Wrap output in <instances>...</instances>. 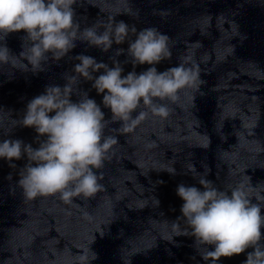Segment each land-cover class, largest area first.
Here are the masks:
<instances>
[{
  "label": "clouds",
  "instance_id": "obj_1",
  "mask_svg": "<svg viewBox=\"0 0 264 264\" xmlns=\"http://www.w3.org/2000/svg\"><path fill=\"white\" fill-rule=\"evenodd\" d=\"M77 0H0V41L10 33L23 31L26 35L23 51L19 56L11 53L6 44L0 43V66L10 65L13 69L29 70L36 73L43 71V65L51 58L59 61L76 47V42H86L90 47L99 48L107 53L113 44L128 42L127 56L136 65H151L147 70L137 74L134 70L122 76L124 68L115 59L125 49L115 50L113 67L89 55L79 54V61L73 68L74 75H66L63 87L46 86L44 93L31 99L26 112L18 123L23 127L34 128L39 137H46L38 148L24 144L19 139H5L0 143V158L11 162L27 156L28 163L20 172L18 185L25 198L32 200L38 196L59 195L66 204L73 203L74 197L85 199L95 196L103 189L99 183L102 176L95 171L104 165L109 150L117 143L116 137L106 135L105 130L113 123L120 122L124 132H130L149 114L166 118L169 107L159 101L175 102L183 90L199 91L201 79L199 65L194 56L185 55L176 66L159 72L155 65L172 56L169 46L170 37L157 27H145L137 30L135 25L125 21L107 24L100 31L97 24L85 27L75 21L73 5ZM138 15V12H137ZM135 39L128 41L129 33ZM27 44V48L25 47ZM19 60L23 68L17 67ZM27 61L25 64L23 61ZM127 62V61H125ZM103 72L94 76L96 72ZM92 81V87L98 94H103L102 104L111 110L112 116L105 119V113L87 92H79L77 85L80 78ZM79 95L73 102L71 96ZM195 99V96H193ZM143 105L148 111L133 113ZM54 113V115H49ZM10 167H15L10 163ZM161 170L175 175L176 169L164 167ZM188 171L193 176H200L199 184L186 186L180 183L176 194L184 203L181 206L182 217L171 223L172 236L191 235L199 250L201 246H214V250L202 253L205 261L217 264L221 257H232L244 253L248 248L243 264H264V215L262 203L264 184L250 185L241 182L228 191L214 186L205 175L197 172L194 164ZM256 192L253 202V193ZM159 203V201L157 200ZM183 218L191 229L190 234L180 228L178 221ZM91 251V250H90ZM97 259L91 251V259L82 254V264H90Z\"/></svg>",
  "mask_w": 264,
  "mask_h": 264
}]
</instances>
